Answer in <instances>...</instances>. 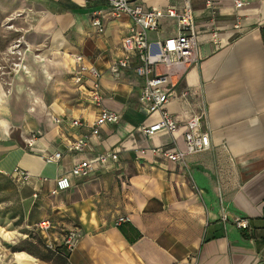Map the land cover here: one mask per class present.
<instances>
[{
    "label": "crops",
    "instance_id": "obj_1",
    "mask_svg": "<svg viewBox=\"0 0 264 264\" xmlns=\"http://www.w3.org/2000/svg\"><path fill=\"white\" fill-rule=\"evenodd\" d=\"M108 1L0 0V26L15 14V36L23 35L29 46L27 70L9 88L0 81V237L14 245L23 235L28 242L12 251L0 240V264H264V0H246L239 9L232 0H216L212 8L188 0L199 60L177 90L192 95L167 104L177 130L150 137L140 129L156 117H146L139 106L142 79L131 70L118 76L108 71L122 55L121 39L131 24L126 16L111 17ZM133 2L179 8L184 0ZM95 13L104 16L101 33L91 25ZM160 24L152 40L175 34L173 21ZM76 54L101 72L104 106L121 120L103 125L87 151L46 162L45 156L89 134L98 113L84 87L72 81L79 71ZM201 109L210 149L186 155L183 164L152 151L185 150L186 121ZM73 119L86 126L71 125ZM32 133L40 134L29 147ZM111 150L119 157L114 169L55 188L59 173L69 175L74 163ZM15 168L28 171L30 180L14 179ZM123 216L128 220L115 226ZM236 218H246L249 229H238ZM43 219L52 223L55 245L68 230L79 231L73 251L45 247L35 228Z\"/></svg>",
    "mask_w": 264,
    "mask_h": 264
},
{
    "label": "built area",
    "instance_id": "obj_2",
    "mask_svg": "<svg viewBox=\"0 0 264 264\" xmlns=\"http://www.w3.org/2000/svg\"><path fill=\"white\" fill-rule=\"evenodd\" d=\"M215 2L216 0H205V5L212 8L215 6ZM232 2L234 7L239 9L244 6L246 0H232ZM108 7L111 17L126 16L131 22L121 40L122 55L109 65L108 71L112 75L118 76L120 71L131 70L142 79L138 96L139 106L146 117L156 116L151 122L140 123V129L145 136L150 137L160 131L173 134L177 130L178 124L167 109V104L178 97L186 100L192 95L189 89L178 92L177 85L187 70L197 64L199 60L197 54L199 30L189 1L184 0L183 5L179 8L171 5L146 8L140 3H134L133 0H109ZM103 17L102 13H95L91 18V25L98 33L103 32L104 29ZM164 19L175 23V34L152 40L150 34L159 33L160 22ZM212 35L215 45H220L217 33L212 32ZM28 49L29 46L23 35L11 44L9 53L12 54L11 59L14 61L11 62L13 73L25 70L23 56ZM74 61L78 65L79 71L74 75L73 82L78 87H84L90 102L98 108V113L90 125L89 134L78 136L70 141L64 150L45 156L46 162H58L64 154L87 151L91 138L98 136L103 125H118L121 120L116 112L104 106L100 84L101 72L94 65L86 62L81 54L74 55ZM3 68L4 66L0 65V70ZM0 73V77L3 76L2 74L5 75V71ZM203 118L204 113L201 109L193 112L186 121V130L183 135L185 150L154 147L152 151L170 161L183 164L186 155L210 149L209 131L202 129ZM54 120L56 123L60 122L59 117H54ZM70 124L73 126L85 125L79 119H73ZM39 134H31L27 140L29 147L35 144ZM118 159V151L115 150L99 152L93 159H81L71 166L69 175L65 173L57 175L54 182L55 188L57 190L69 188L72 184V177L87 179L102 170L114 169ZM11 176L20 182H26L31 178V174L21 168H15ZM127 220L126 216L118 217L114 225L119 226ZM220 220L223 223L227 221L225 213L221 214ZM234 224L238 229H249V221L246 218H236ZM35 228L44 237L45 247L54 251L56 245L49 239V232L52 228L51 221L40 220L35 224ZM79 237L80 233L77 229L66 232L62 245L68 254L77 246Z\"/></svg>",
    "mask_w": 264,
    "mask_h": 264
},
{
    "label": "rangeland",
    "instance_id": "obj_3",
    "mask_svg": "<svg viewBox=\"0 0 264 264\" xmlns=\"http://www.w3.org/2000/svg\"><path fill=\"white\" fill-rule=\"evenodd\" d=\"M14 16H15V14L7 15L4 19V22L2 23V26H0V41H1L0 44L2 45V47H0V65L4 66V68L1 69L0 72L5 71V75L2 74L3 76L0 77V81L3 82V84L5 86H7L8 88L11 87V85L13 83L12 81H13V78L15 77V75H17V73L26 71L28 68L26 66L25 70L22 69V70L18 71L17 73L12 72L11 62H14V61H12V59H11L12 54L9 53V48H10L11 44L13 43V41H15V39L18 38L17 36H15V34H16L15 26L16 25L14 26V23H13L14 22L13 21ZM114 60H115V58L112 60V62ZM16 61H17V59H16ZM23 63L26 65L25 61H23ZM0 209L2 210V208H0ZM20 232H21V234H24L23 230H21ZM17 237H19L20 242L14 244L13 247L14 248L25 247V244L28 242L27 239H23L22 238L23 235H17ZM0 240L2 243L6 244L8 247L11 245L10 244L11 242L10 243L5 242V241H11L8 238L3 239L0 237Z\"/></svg>",
    "mask_w": 264,
    "mask_h": 264
},
{
    "label": "trees",
    "instance_id": "obj_4",
    "mask_svg": "<svg viewBox=\"0 0 264 264\" xmlns=\"http://www.w3.org/2000/svg\"><path fill=\"white\" fill-rule=\"evenodd\" d=\"M260 35H261L262 43H263V46H264V24L260 28ZM240 230L243 232V231H246L247 229H240ZM13 246L14 245H12V246L10 245L9 246L12 251H18V250L21 251V250H24L23 247H21V248H14ZM62 247L64 248L63 245H60V246L59 245H56L54 251H59L60 249H62ZM67 255H68V253H67Z\"/></svg>",
    "mask_w": 264,
    "mask_h": 264
}]
</instances>
